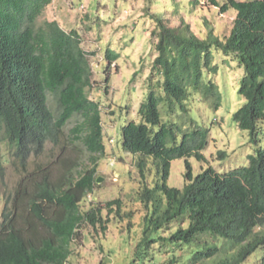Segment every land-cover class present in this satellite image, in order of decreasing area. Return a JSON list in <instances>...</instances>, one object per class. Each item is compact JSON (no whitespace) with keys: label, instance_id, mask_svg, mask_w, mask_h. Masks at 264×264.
Here are the masks:
<instances>
[{"label":"trees","instance_id":"1","mask_svg":"<svg viewBox=\"0 0 264 264\" xmlns=\"http://www.w3.org/2000/svg\"><path fill=\"white\" fill-rule=\"evenodd\" d=\"M52 2L0 0V129L24 166L48 144L61 145L65 129L77 120L68 140L86 149L91 167L58 182L43 180L32 194L20 183L13 206L7 203L1 215L0 264H66L85 224L105 233L110 215L122 211L121 200L82 210L106 154L102 108L89 94L97 82L81 34L56 21L39 23ZM231 9L237 15L224 41L214 32L201 38L184 21L173 27L166 19L153 18L158 37L154 70L162 78L153 85L155 74L150 77L147 99L139 108L141 122L130 120L121 132L122 148L139 157L144 180L139 201L146 215L131 264H157L161 241L171 253L184 252L174 254L169 264H245L257 251L264 252V0H227L221 6L223 13ZM214 49L244 69L238 94L245 103L233 120L249 133L255 153L248 156L247 166L226 173L210 166L194 176L189 158L206 161L209 133L200 127L187 131L185 123L169 119L178 112L185 119L192 94L221 100L218 86L207 80L218 73ZM116 58L108 50L105 93ZM150 159L158 169L152 187L145 183ZM178 159L186 160L182 189L169 186L172 162ZM5 173L0 152V182ZM22 200L27 214L20 208ZM37 224L47 236L40 235ZM163 233L169 236L163 238ZM260 261L264 264V256Z\"/></svg>","mask_w":264,"mask_h":264},{"label":"rangeland","instance_id":"2","mask_svg":"<svg viewBox=\"0 0 264 264\" xmlns=\"http://www.w3.org/2000/svg\"><path fill=\"white\" fill-rule=\"evenodd\" d=\"M198 1L56 0L40 19V24L56 21L66 31L75 29L81 34L83 48L90 54L93 80L97 82L89 94L101 104L106 154L99 162V181L94 192L84 200L82 210L87 211L93 205L105 206L114 200L122 202L121 215H110L107 232L89 224L79 230V236L72 245V255L66 264H131L136 259L146 215V209L139 201L144 180L137 167L139 157L122 148V126L130 120L141 122L139 108L147 99L150 77L155 74L153 85L162 78L154 70L158 37L154 34L156 21L153 18L166 19L168 25L173 27L184 21L201 38L214 32L224 41L230 35L237 12L233 9L227 13L221 11V6L227 0ZM108 50H112L117 58L110 72V91L105 93ZM212 54L218 73L209 75L207 80L210 78L218 86L221 100L192 94L190 111L185 119L180 112L169 119L174 123H185L187 131L200 127L209 133L208 145L203 151L206 161L189 158L194 176L210 166L220 173L247 166L248 156L255 153L249 133L242 131L233 120L234 114L245 103L238 94L244 69L218 50L214 49ZM51 105L55 110L56 104L52 102ZM76 123L77 120L72 121L65 129L61 145L48 144L42 154L32 156L24 166L0 129V152L6 166L5 178L0 182V224L6 204L13 206L22 181L27 194H32L36 184L43 180L58 182L63 175L77 176L89 170L90 154L80 143L68 140ZM220 152L226 153L227 157H221ZM186 170L185 159L174 160L169 186L182 189L186 184ZM157 181L158 169L151 159L147 160L145 183L152 187ZM20 203L22 212L27 214V206H23V200ZM107 215L106 211L105 219ZM37 226L41 236L48 235L42 226ZM161 236L167 238L169 234L163 233ZM161 244L163 247L155 251L157 264H169L174 254L184 255L181 250L171 253V247L163 241ZM263 256L264 252L259 250L245 264H261Z\"/></svg>","mask_w":264,"mask_h":264},{"label":"crops","instance_id":"3","mask_svg":"<svg viewBox=\"0 0 264 264\" xmlns=\"http://www.w3.org/2000/svg\"><path fill=\"white\" fill-rule=\"evenodd\" d=\"M55 1H56V0H53V3L51 4V6H53V5L55 4Z\"/></svg>","mask_w":264,"mask_h":264},{"label":"clouds","instance_id":"4","mask_svg":"<svg viewBox=\"0 0 264 264\" xmlns=\"http://www.w3.org/2000/svg\"><path fill=\"white\" fill-rule=\"evenodd\" d=\"M99 180V179H98ZM90 196V195H89Z\"/></svg>","mask_w":264,"mask_h":264},{"label":"water","instance_id":"5","mask_svg":"<svg viewBox=\"0 0 264 264\" xmlns=\"http://www.w3.org/2000/svg\"><path fill=\"white\" fill-rule=\"evenodd\" d=\"M99 181V180H98Z\"/></svg>","mask_w":264,"mask_h":264}]
</instances>
